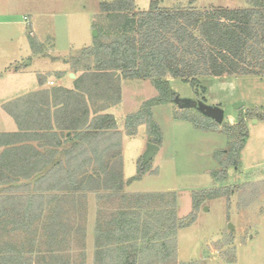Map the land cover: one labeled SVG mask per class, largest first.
<instances>
[{"label": "rangeland", "instance_id": "obj_1", "mask_svg": "<svg viewBox=\"0 0 264 264\" xmlns=\"http://www.w3.org/2000/svg\"><path fill=\"white\" fill-rule=\"evenodd\" d=\"M115 1L0 0V103H10L40 81L44 85L39 91H51L70 80V60L81 58L86 47L105 42L103 36L124 20L103 12L104 4ZM134 1L140 12L150 11L155 1L161 8L200 11L257 5V0ZM14 68L29 73L15 78L9 72ZM166 81L171 95L156 81L122 80L121 102L108 109L117 129L100 139L106 141L100 164L74 154L68 173L82 172L76 174L75 187L65 171H53L60 176L39 185L46 195L56 197L42 217L18 232L11 219L6 228L0 227V259L8 256L0 264H28L30 258L33 264H126L134 245L137 264H264V121L258 118L264 115V77L207 76L194 87L171 77ZM176 99L220 107L225 120L217 124L198 109L180 108ZM105 102L96 99L102 113L108 111ZM2 134L0 175L33 174L24 162L3 166L11 159L4 157ZM243 135L248 136L239 166L227 169L224 177V163ZM159 139L160 146L154 143ZM148 144L160 150L144 166ZM89 175L94 178L86 180ZM121 182L124 188L119 191ZM8 187L0 185V194ZM149 208L165 211L157 242H137L131 229L117 226L123 216L151 221ZM154 233H145L141 226L136 236L155 238Z\"/></svg>", "mask_w": 264, "mask_h": 264}, {"label": "trees", "instance_id": "obj_2", "mask_svg": "<svg viewBox=\"0 0 264 264\" xmlns=\"http://www.w3.org/2000/svg\"><path fill=\"white\" fill-rule=\"evenodd\" d=\"M103 12L123 16L124 20L103 36L105 42L86 47L81 58L70 60L72 72L79 74L73 89L58 87L39 91L4 106L17 123L19 132L1 135L6 139L1 144L5 150L4 157L11 159L10 164L3 166L14 167L17 161L18 166L24 162L26 168L47 166L49 162L41 160L40 156L59 152L69 157L76 153L85 154L87 162L93 160L100 164L101 148L106 146V141L100 139L111 135L117 129V122L112 114L102 113L101 108H97L96 99H105L104 110L120 103L122 80L156 81L173 94L168 89V77L180 79L193 87L197 86L200 78L207 76L264 77V0H257L255 8L204 11L161 8L159 1H155L148 12L135 11L134 0H116L104 4ZM19 70L14 68L9 72L17 73ZM40 85H44L43 82L40 81ZM258 118L264 121V115ZM247 136L243 135L240 144L234 145L230 151L224 163V177L227 169L239 166V153ZM154 143L160 146L161 140ZM106 150L107 147L102 158ZM20 152L26 155L21 157ZM92 156L98 159H92ZM63 164L54 161L53 167ZM67 164L70 165L71 160ZM68 172L69 183L74 186L76 174ZM55 176L57 178L60 173L53 175L52 170L47 175L2 172L0 185L10 189L0 194V227L6 228V220H12L14 232L30 229L42 217L46 205L56 200L39 187ZM91 178L94 175H89L86 180ZM22 180H34V185ZM123 188V183H119L117 189L121 191ZM72 191L77 192L73 188ZM162 212L165 211H151L149 208L152 220L146 223H142L139 217L130 221L131 215L123 216L117 226L123 231L131 229L135 235L132 239L137 242L142 239L143 242L155 243L163 230ZM137 214L141 213L138 211ZM173 222L177 226L176 218ZM141 226H144L145 233L148 230L155 232V238H138L136 234L141 233ZM128 241L129 238L124 243ZM107 247L109 253L110 245ZM134 248V252L127 253L126 264H137L139 260V251L135 245ZM0 256H4L1 251ZM13 257L11 254L10 258ZM7 259L5 256L2 260ZM33 262L30 258L28 264Z\"/></svg>", "mask_w": 264, "mask_h": 264}, {"label": "crops", "instance_id": "obj_3", "mask_svg": "<svg viewBox=\"0 0 264 264\" xmlns=\"http://www.w3.org/2000/svg\"><path fill=\"white\" fill-rule=\"evenodd\" d=\"M28 73H29L28 70H19V72L13 73L10 75L14 76L16 78V77L24 76ZM69 73L71 74L72 72H68V74ZM73 83H74V81L71 80V78H70V80H67L62 87L67 88V89H73L74 88ZM39 90H41V85L37 86L33 90H27L25 92H20L21 94L16 95L17 97L11 99L10 101H13L15 99L21 98V97L29 95V94L39 92ZM5 104H7V103H3V102L0 103V111L2 112L1 117L3 118L0 121V133H17V132H19L18 125L15 122V120L4 110L3 106ZM52 110L54 112V108ZM111 111H112V109H111ZM111 111L108 110L107 113L110 114ZM40 157H42L41 160H47L49 162V164L47 166L29 167V169L33 171V174H36V175H45L46 174L47 175L49 172H51V170H52V172L61 170L60 173H63L64 171L69 170L70 168H73V167H71V165L67 164L69 162V160H72L73 156L69 157V156L59 152L56 155H54V153H50V154L45 153V154H42ZM41 160H39V161H41ZM54 161H61L65 164L55 168V167H53ZM66 172H68V171H66ZM77 173L81 174L82 172L78 171Z\"/></svg>", "mask_w": 264, "mask_h": 264}, {"label": "water", "instance_id": "obj_4", "mask_svg": "<svg viewBox=\"0 0 264 264\" xmlns=\"http://www.w3.org/2000/svg\"><path fill=\"white\" fill-rule=\"evenodd\" d=\"M95 38L98 36L97 31L94 32ZM71 78H75V74H71ZM180 108L198 109L204 116L211 118L217 124H222L225 120V112L220 107L208 106L202 101H192L188 99H176ZM160 147L155 144H148V149L143 157V165L146 166L159 152Z\"/></svg>", "mask_w": 264, "mask_h": 264}, {"label": "built area", "instance_id": "obj_5", "mask_svg": "<svg viewBox=\"0 0 264 264\" xmlns=\"http://www.w3.org/2000/svg\"><path fill=\"white\" fill-rule=\"evenodd\" d=\"M51 85H53V86H54V85H55V83H54V82H51Z\"/></svg>", "mask_w": 264, "mask_h": 264}]
</instances>
